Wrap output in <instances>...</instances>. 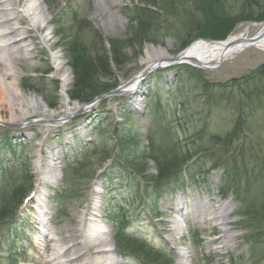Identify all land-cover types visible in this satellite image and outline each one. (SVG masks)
Masks as SVG:
<instances>
[{
    "label": "rangeland",
    "instance_id": "1",
    "mask_svg": "<svg viewBox=\"0 0 264 264\" xmlns=\"http://www.w3.org/2000/svg\"><path fill=\"white\" fill-rule=\"evenodd\" d=\"M40 1L47 8L45 20L30 33L32 38L23 42L32 57L14 62L15 73L8 77L4 76L5 64L0 61V123H7L0 124V154L2 158L9 154L4 150L7 141L18 149L21 156L16 162L17 167H30L27 198L17 206L12 219L0 221V264H52L46 261L50 250L42 238L45 228L42 225L36 228V219L41 214L48 232L55 238L67 236L69 231L74 234L73 231L79 232V228L84 230L90 225L93 232L111 238L114 244V233L123 230L144 240L149 248L161 253L165 261L168 259L169 264L170 260L177 264L180 257L185 264H264V219L249 232L247 227L251 223L241 216L237 200L241 197L236 198L225 186L231 175L230 167L238 169L243 162L251 173H255L253 181L249 177L245 201L258 203L264 198V104L255 103L254 107H249L247 118L251 127L229 140L225 148L215 151L223 156V160L218 162L219 168L210 170L208 155L201 150L212 147L211 135H224L231 129L238 119L237 106L206 102L198 90L191 92L182 84L198 79L224 83L231 78L247 77L264 63V52L246 48L213 69L170 60L165 67L159 68L163 70L160 77H151L158 69L154 70L135 91L125 90L99 100L94 98L80 111L85 105L70 102L66 95L73 81L65 52L67 42H77V46L91 55L100 48V41L108 54L109 42L120 41L123 45L120 69L112 63L110 66L118 79V87L126 89L154 59L173 58L181 51L176 52L182 41L190 40L189 45L201 38L194 23L204 15H222L207 12L215 6L212 0H156V21L163 27L155 36V42H145L140 48L137 44L124 45L131 33L129 23L134 8L148 7L141 0ZM164 3L169 4L171 14L166 15L161 9ZM222 3L234 9L242 3L241 8L247 7L252 13L264 11V0H222ZM26 4L30 5L31 1ZM56 17L57 23L54 22ZM262 21L242 20L235 24L229 35H238L247 25L255 24L246 32V36L251 37L257 33ZM21 22L26 26L23 20ZM182 27L187 32H181ZM2 54L5 52H0ZM148 76L151 77L150 91L146 87ZM68 77L70 81L63 93L61 84ZM97 78L99 82L113 81L102 73H98ZM32 96L42 100L49 116L44 117L38 109L31 108L28 99ZM151 97L160 101L158 120L149 110ZM65 98L72 107L70 111L59 110ZM123 112L129 116L125 117ZM97 118L98 125L104 124L109 131L123 122L128 123L138 135L140 148L146 147L150 130L165 149L183 154L182 158L197 155L185 165L179 164L182 166L174 174L143 184L125 166L118 152H111L105 161L93 154L95 148H100L99 136L91 131ZM15 124L21 126H13ZM192 129L199 131L200 139L194 143L196 148L187 143ZM112 135L114 132L110 135L111 143ZM88 153L89 157L84 160ZM146 168L148 175L155 177L156 168L152 161L146 164ZM37 192L43 205L44 213L41 214L36 212L39 210L35 201ZM205 196L214 197V204L217 201L229 203L233 212L228 218L239 223L235 227L226 226L235 236L229 249L222 250L216 244H209L215 234H208V225L190 213L185 219L173 213L180 220L181 229L174 236L168 231L169 224L165 222L169 216L165 214L171 204L182 201L187 205L189 199ZM92 211L97 214L95 220L88 219L93 216ZM69 244L71 242L66 241L65 245ZM114 251L117 254L113 256L114 264H156L125 255L115 248Z\"/></svg>",
    "mask_w": 264,
    "mask_h": 264
},
{
    "label": "trees",
    "instance_id": "2",
    "mask_svg": "<svg viewBox=\"0 0 264 264\" xmlns=\"http://www.w3.org/2000/svg\"><path fill=\"white\" fill-rule=\"evenodd\" d=\"M141 1L146 3L148 7L145 6L140 8L136 6L134 8L129 23L131 33L124 46L129 47L137 44L141 48L145 42H155V36L160 34V30L163 27L156 21L158 14L155 12L154 8L156 4H158V1ZM161 9L164 10L166 15L171 14L169 12V4L165 5L164 3ZM243 14L244 13L226 14L219 17L204 15L200 21L194 23V29L198 30V35L201 38L218 40L226 38L233 30L235 24L242 20H264V11L257 12L256 14ZM54 22H58L57 17L54 19ZM88 26L91 25L89 24ZM180 31L187 32V29L182 27ZM189 41L190 40L182 41L176 52L187 46ZM76 44L77 42L75 41L65 44L67 65L71 68L73 74V81L70 88L66 91V95L70 102L87 103L96 96L106 93L118 86V79L115 73L112 72L110 63L118 67V70L120 69V59L123 58L120 49L123 48V45L120 44V41H110V54H108L102 41H100V48L96 49L94 54L90 55ZM162 72L163 70L161 69L157 70L151 77L154 75L160 77ZM98 73H102V76H106L108 79L112 78L113 81L99 82L97 78ZM151 77L148 76L149 79L146 82V87L149 91L151 90V82L149 81ZM242 79H244V81H242ZM263 80L264 63L257 66L251 75L241 79L231 78L224 83L209 82L206 80H202L201 82L200 79L194 82L183 81L182 84L186 87V90H190L191 92L198 90L199 94L203 95L206 102L211 101L210 103L217 106L222 103L227 104L229 107L232 105H235V107L237 106L238 119L231 129L224 135H211L209 141L212 147H206L201 150V152L208 155L206 159L210 163V170L219 168L218 166L220 164L218 162L223 160V156L217 155L215 151H217L218 148H225L229 140L237 136L241 131H245L246 127H251L248 123L247 115L249 111L247 110H249V107H254L253 105L255 103H259L260 106L264 104V91L262 90V86L264 85ZM187 92L189 91H186V93ZM239 92L241 93L240 96ZM235 97H237V99ZM151 98L152 101L148 103L149 110L157 119L160 113V101L158 99L156 101L155 97ZM255 99L257 100L255 101ZM234 101H236V104ZM123 114L125 117L129 116L125 112H123ZM96 121L97 122L91 125V131L99 136L98 145L100 148H95L93 154H98L100 160L105 161L111 156V152L114 154L118 152L125 166L133 172L136 178L139 177L143 184H146L144 182H155L158 179L174 174L178 168L188 163L197 155L193 154L191 157L187 156L182 158L181 155L183 154H176V152H171L172 150L165 149L164 145L155 140L153 132H150V130L146 136L148 142L146 147L140 148L137 145L138 135L134 134L130 126L127 125L128 123L123 122L120 125H116L114 130L111 128L109 131L104 124L100 123L101 125H98L100 122L98 118ZM113 132L115 135H112L113 143H111L110 135ZM198 134L199 131L197 129H192L190 139L187 142L191 147H197L194 143L200 139ZM235 138L236 137H234V139ZM4 150L9 154L4 158H2L0 154V221L12 219L14 217L17 206L21 204L26 197L28 189L27 184L30 180L29 165L26 167L22 166L21 168H18L16 165L18 157H21L17 152L18 149L6 141ZM87 151H89V149ZM89 154L90 153L84 156V160L89 157ZM242 158L244 157L242 156ZM149 161H152L155 165V177H153V175L152 177L148 175L146 164ZM179 164L182 165L179 167ZM80 165L82 166L81 163ZM241 165L243 166H240L238 169L230 167L231 175L228 181H225V186L233 191L236 198L241 197L237 199L242 210L241 216L246 222L251 223V225L247 227L249 232H251L253 228L257 227L264 219V198H261L260 201L258 200V203H249L245 201V196L248 192L247 186L249 184V177H251V181H253L255 173H251L252 171L250 172V170H248L245 163L242 162ZM113 239L115 249L125 255L134 256L142 261L156 264H166L168 262V259L165 261L166 258H164L161 253L149 248L144 240L137 239L135 236H130L124 233L123 230H116Z\"/></svg>",
    "mask_w": 264,
    "mask_h": 264
},
{
    "label": "bare ground",
    "instance_id": "3",
    "mask_svg": "<svg viewBox=\"0 0 264 264\" xmlns=\"http://www.w3.org/2000/svg\"><path fill=\"white\" fill-rule=\"evenodd\" d=\"M31 1V4L27 6V2ZM47 8L43 6L40 0H0V52L5 54L0 55V61L5 64L4 76H10L15 73L12 64L18 59L31 58L27 44L23 42L32 38L30 34L40 27V23L45 20ZM257 12H255L256 14ZM251 14H254L251 12ZM21 20L24 21L26 26H23ZM21 23V24H20ZM250 25L246 26L244 32L238 35H228L221 40H210L199 38L186 47L183 48L176 56L177 59L188 63L195 67L204 69H213L219 62H223L229 58H232L245 50L246 48H256L264 52V21L259 23L260 33L258 39L251 44L247 43L244 38ZM255 35V34H254ZM252 35V36H254ZM28 52V54H27ZM27 54V55H26ZM176 56L171 58L170 56L154 59L146 68H156L158 65L168 63V61L175 60ZM159 66V67H160ZM146 77V76H145ZM145 77H142L144 80ZM142 80V81H143ZM70 81V77L61 84L63 93L66 86ZM141 81V82H142ZM134 81L129 84V87L139 86V81L135 86ZM140 82V83H141ZM65 103L59 110L70 111L72 107L68 105L67 99H64ZM28 103L32 109H38L41 114L46 117L49 116V110L46 105L38 97L32 96L28 99ZM18 125V124H15ZM21 126V124H19ZM35 194V192H34ZM32 194V196H34ZM41 197L36 193L35 201L39 210L36 212L44 213L42 210L43 205L40 202ZM214 197H195L189 199L186 202L187 205H183L182 201L171 204V207L165 215L169 216L165 223L169 224L168 231L174 236L175 233H179L181 229L180 220L176 216L186 218V214H192L202 224L208 225V234H215L210 239L209 244H216L219 249H229L232 246V240L235 237L231 234V231L227 225L235 227L239 226L236 221L229 220L230 214L233 212L229 208L227 202H216L214 204ZM95 209V208H93ZM39 213L36 215H39ZM173 213L176 214L172 215ZM42 215V214H41ZM40 218L36 219V228L42 225L45 229L42 233L44 244L48 246L50 250V256L46 260L52 264H114V255H117L114 251V244L111 238H104L102 234L93 232L92 227L89 225L86 229L79 228V232L73 231L67 236L55 238L48 232L46 222ZM91 217L88 219L95 220L96 212L92 211ZM37 218V217H36ZM70 241L71 244L65 245L66 241ZM102 244V245H101ZM99 246H102L99 248ZM185 260L180 257L177 264H185ZM174 264L175 261H171Z\"/></svg>",
    "mask_w": 264,
    "mask_h": 264
},
{
    "label": "water",
    "instance_id": "4",
    "mask_svg": "<svg viewBox=\"0 0 264 264\" xmlns=\"http://www.w3.org/2000/svg\"><path fill=\"white\" fill-rule=\"evenodd\" d=\"M259 34L260 33H256L254 36H251V37H248V38H244V40H246L247 41V43H249V44H251L253 41H255V40H257L258 39V36H259ZM176 59L175 60H173L175 63H183V61H180V60H178L177 59V56L175 57ZM221 64V62H219L216 66H214V67H218L219 65ZM160 65H158L156 68H148V69H146V70H144L142 73H141V75L138 77V79L139 78H141V77H143V76H145V75H147L148 73H150V72H152V71H154V70H156V69H159L160 67H159ZM136 78H133L132 79V81H134ZM127 91V88L125 89V88H123V87H116L115 89H112V90H110V91H108V92H106V93H102V94H100V95H98L96 98H95V100H99V99H101V98H103V97H105V96H108V95H112V94H118V93H120V92H123V91ZM84 108V106H82L79 110L81 111L82 109ZM30 122H32V121H30ZM0 124H7V123H4V122H1ZM13 126H16V127H20V125L18 124V125H13Z\"/></svg>",
    "mask_w": 264,
    "mask_h": 264
},
{
    "label": "flooded vegetation",
    "instance_id": "5",
    "mask_svg": "<svg viewBox=\"0 0 264 264\" xmlns=\"http://www.w3.org/2000/svg\"><path fill=\"white\" fill-rule=\"evenodd\" d=\"M212 3H214L215 4V6L214 7H212V8H209L208 10H207V12H212L213 14H220V15H226V14H234L233 13V11H235V10H238L239 11V13H246V14H248V13H251L252 11H251V9H250V11H249V8H247V7H242L241 8V6H242V3L241 4H239V7L237 8V9H234L233 7H227V6H225L223 3H222V0H213V2ZM218 3V4H217ZM216 4L218 5V6H216ZM244 6V5H243Z\"/></svg>",
    "mask_w": 264,
    "mask_h": 264
}]
</instances>
